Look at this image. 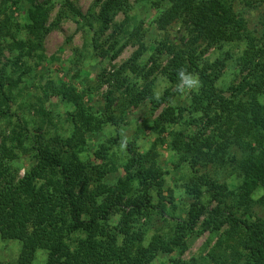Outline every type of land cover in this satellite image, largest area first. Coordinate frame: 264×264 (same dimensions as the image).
Segmentation results:
<instances>
[{"label": "trees", "instance_id": "obj_1", "mask_svg": "<svg viewBox=\"0 0 264 264\" xmlns=\"http://www.w3.org/2000/svg\"><path fill=\"white\" fill-rule=\"evenodd\" d=\"M11 1L0 0V57L7 48L19 49L11 60L18 69L23 51L31 54L42 46L50 9L36 5L22 26L7 12ZM140 1L162 8L159 29L184 28L181 38L164 39L147 58L143 23L132 25V0H96V13L64 0L58 17L71 16L91 31V45L103 59L115 61L134 40L141 45L120 67L99 74L100 85L107 87L104 116L88 111L83 95L63 81L60 94L75 109L68 135L41 127L37 132L14 128L3 137L0 234L20 242L18 264H32L39 249L47 251L45 264H153L161 255H175L172 264H192L184 259L189 241L207 232L216 241L203 264H264V30L245 9H262L264 25V0ZM120 13L125 28L114 26ZM111 27L113 33L102 41ZM24 29L35 39L18 38ZM220 41L246 42L240 58L246 73L229 94L218 84L224 61L204 58ZM157 72L172 84L185 76L198 80L186 104L166 107L154 121L155 128L161 125L170 134L175 166L187 170L181 188L191 201L184 215H174L180 205L175 189L167 187L168 171L159 166L157 142L143 152L134 140L123 141L118 130L114 143H124L128 157L115 187L106 182L115 168L109 145L93 157L81 155L86 133L103 124L118 128L131 104L148 99L159 108L166 101L168 90L159 98L153 92ZM16 84L8 67H0V118L12 115ZM21 149L33 152L34 160L24 175L18 165Z\"/></svg>", "mask_w": 264, "mask_h": 264}, {"label": "rangeland", "instance_id": "obj_2", "mask_svg": "<svg viewBox=\"0 0 264 264\" xmlns=\"http://www.w3.org/2000/svg\"><path fill=\"white\" fill-rule=\"evenodd\" d=\"M72 1L84 13H89L91 7L95 11L93 13L100 9L99 6H94L96 0ZM63 2L64 0H13L7 7L11 18L23 26L31 21L30 11L32 8L38 4L48 6L49 17L44 22V26L50 27V30L43 38L42 46L36 51H32L31 54L23 51L24 54L18 69L14 67L11 60L17 59L20 53L19 49L11 52L7 48L0 57V67L7 66L9 73L17 82L11 88L12 115L0 118V143L3 137L9 135L14 128L16 131L26 132L28 129L37 132L39 128L43 127L44 131L50 129L54 132L58 129L62 134L68 135L69 130L66 127L73 125L72 116L75 109L74 104L60 94L59 84L63 81L74 85L79 94L83 95L82 99L88 111L97 117L104 116L105 100L103 95L107 87L100 85L99 74L104 69L114 71L140 48L141 42L134 40L115 61L109 62L107 59H103L91 45V31L83 28L71 16L58 17L60 10L63 9ZM245 9L254 15V21L259 23V29L264 30V25L259 18L262 9L251 7ZM161 11V7L153 6L151 2L132 0L130 15L135 20H132L133 28L139 22L143 23V42L147 47L145 58L154 53L164 39H179L183 35L184 28L182 29L177 24L172 26L168 32L158 28L156 18L159 17ZM126 21V16L120 13L115 18L114 26L116 24L125 28L128 25ZM113 31L114 27L109 28L103 35L102 41H106ZM18 38L26 39L28 42L35 39L27 29L18 32ZM245 47L246 42L244 41L228 43L220 41L209 48L204 55L205 59L211 61L217 59L224 61L225 66L220 74L218 84L226 91V94H229L228 91L231 87L237 85L246 73L240 60ZM159 56H162L161 61H163V65H166V56L161 54ZM145 63L142 61L141 68L146 65ZM148 67L149 65L146 69ZM191 77L196 79L195 76ZM195 88L196 86L189 89L184 80L180 84H172L165 73L157 72L153 92L159 98L164 96L168 90L166 101L159 108H155V104L148 99L142 103H133L123 113L124 120L120 121L118 128L103 124L98 130L87 132L86 152L81 154L82 157L87 158L86 155L93 157L94 151L102 145H109L110 156L114 161L115 168L108 174L106 182L110 187H115L119 178L125 173L123 164L128 157L125 144L114 143L113 139L118 135V130L123 141L134 140L143 152H147L157 142L159 166L168 171L165 176L167 187L175 189L176 203L180 205V209L174 211V215H184L183 208H186L191 201V198L181 188L183 176L187 170L175 166L178 160L170 147V134L161 125L155 128L154 121L166 107L186 104L190 92ZM18 153H21L18 165L21 166V175H24L34 163L33 152L21 149ZM231 179L236 182L235 179ZM158 225H162V223L160 222ZM208 240L211 241V244L205 249ZM215 241L216 237L214 238L208 232L191 238L184 259L192 264H203L204 256ZM20 248L19 241L4 239L0 234V262L18 264ZM172 256L161 255L153 264H172ZM46 259L47 251L39 249L32 264H45Z\"/></svg>", "mask_w": 264, "mask_h": 264}, {"label": "clouds", "instance_id": "obj_3", "mask_svg": "<svg viewBox=\"0 0 264 264\" xmlns=\"http://www.w3.org/2000/svg\"><path fill=\"white\" fill-rule=\"evenodd\" d=\"M180 75L183 76L184 73L181 72ZM184 82H185V84L187 85V87L189 89H191V88H193V87H195V86L198 85V80L197 79H194V78H192L190 76H185L184 77Z\"/></svg>", "mask_w": 264, "mask_h": 264}]
</instances>
